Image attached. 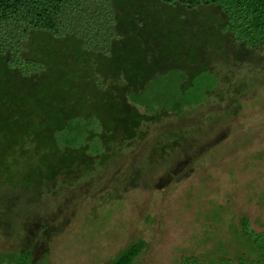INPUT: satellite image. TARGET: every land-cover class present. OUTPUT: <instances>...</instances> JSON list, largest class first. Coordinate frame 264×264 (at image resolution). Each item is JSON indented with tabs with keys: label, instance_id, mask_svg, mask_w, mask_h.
<instances>
[{
	"label": "rangeland",
	"instance_id": "1",
	"mask_svg": "<svg viewBox=\"0 0 264 264\" xmlns=\"http://www.w3.org/2000/svg\"><path fill=\"white\" fill-rule=\"evenodd\" d=\"M224 18L217 5L73 0L59 16L58 34H28L20 55L31 44L39 63L50 62L49 78L66 63L59 54L71 53V73L92 85L110 76L96 72V64L128 60L127 53L148 49L151 40L185 42L184 52L173 49L176 56L196 48L218 84L179 114L151 113L129 101L130 88L122 89L120 78L114 85L110 79L107 88L144 118L133 137L108 142L91 156L90 168H74L71 179L59 175L45 186H21L23 156L14 164L5 159L0 264L28 246L27 264H106L137 239L145 242L137 264H181L183 256L242 252L236 234L243 216L251 229L264 230V49L236 42L223 31Z\"/></svg>",
	"mask_w": 264,
	"mask_h": 264
},
{
	"label": "trees",
	"instance_id": "2",
	"mask_svg": "<svg viewBox=\"0 0 264 264\" xmlns=\"http://www.w3.org/2000/svg\"><path fill=\"white\" fill-rule=\"evenodd\" d=\"M72 1L0 0V169L6 172L9 168L5 159L14 164L17 157L23 156L26 172L20 175L21 186H45L59 175L71 179V171L88 170L91 156L107 149L108 142L134 136V127L144 117L130 107L125 96H115L107 88L110 79V85H114L120 78L122 89L130 88L126 96L129 101L151 113L179 114L186 107L202 103L218 84L217 72L207 66L206 58L199 59L196 48L185 54V42L177 47L172 41L158 46L151 40L148 49L141 51L138 47L132 55L127 53L128 60L121 57L115 60L117 64H96V72L110 76L103 75L98 82L92 80V85L87 84L83 74L77 73L76 77L71 73V53L59 54L66 63L49 78L48 59L39 63L42 56L33 54L31 44L23 57L20 52L30 32L58 34L59 16ZM160 1L188 8L217 5L225 16L220 21L223 31H229L238 43L264 49V0ZM178 47L182 52L176 56L173 49ZM79 62L85 65V61ZM112 74L120 77L112 78ZM239 223L241 231L236 237L242 252L232 257L210 251L183 256L181 264H264V230L251 229L246 216ZM144 246V240L137 239L106 264H137ZM29 250L28 246L19 251L18 257V252L5 257L9 264H27Z\"/></svg>",
	"mask_w": 264,
	"mask_h": 264
}]
</instances>
